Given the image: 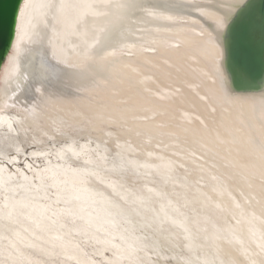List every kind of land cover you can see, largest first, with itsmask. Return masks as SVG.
Segmentation results:
<instances>
[{
    "label": "bare ground",
    "instance_id": "obj_1",
    "mask_svg": "<svg viewBox=\"0 0 264 264\" xmlns=\"http://www.w3.org/2000/svg\"><path fill=\"white\" fill-rule=\"evenodd\" d=\"M251 1L27 0L0 63V264H264V81L227 67L242 20L264 61L260 5L229 29Z\"/></svg>",
    "mask_w": 264,
    "mask_h": 264
},
{
    "label": "water",
    "instance_id": "obj_2",
    "mask_svg": "<svg viewBox=\"0 0 264 264\" xmlns=\"http://www.w3.org/2000/svg\"><path fill=\"white\" fill-rule=\"evenodd\" d=\"M22 0H0V63L5 56L8 47L14 37V28L18 13V8ZM260 5L262 13L264 14V0H252L247 8L242 10L239 15L231 22L229 29L242 17V15L248 12L246 15H251V10L254 6ZM246 30V23L242 20L236 27V46L232 51V57L236 63V68H242L245 73L235 72L231 69L228 61L227 67L231 72V86L235 90L251 89L248 81L257 83L260 88L264 81V61L262 56V49L259 45H256L254 41H251L246 34L244 37L241 34ZM240 31V32H239ZM260 34H257L259 36ZM228 43V42H227Z\"/></svg>",
    "mask_w": 264,
    "mask_h": 264
},
{
    "label": "rangeland",
    "instance_id": "obj_3",
    "mask_svg": "<svg viewBox=\"0 0 264 264\" xmlns=\"http://www.w3.org/2000/svg\"><path fill=\"white\" fill-rule=\"evenodd\" d=\"M33 147L32 146H26L24 151H30ZM27 156H22V160L18 161L19 163L23 162V159H26ZM92 257L95 261H98V264H110V262L106 259L101 258L99 255L96 254H92ZM58 257H50V258H46L44 260L45 264H80L79 262L76 261H71V262H61L59 259H57Z\"/></svg>",
    "mask_w": 264,
    "mask_h": 264
},
{
    "label": "snow or ice",
    "instance_id": "obj_4",
    "mask_svg": "<svg viewBox=\"0 0 264 264\" xmlns=\"http://www.w3.org/2000/svg\"><path fill=\"white\" fill-rule=\"evenodd\" d=\"M27 0H23V2L19 5V8H18V17H17V21L19 20L20 17H22L24 15V12H25V8L27 7Z\"/></svg>",
    "mask_w": 264,
    "mask_h": 264
}]
</instances>
